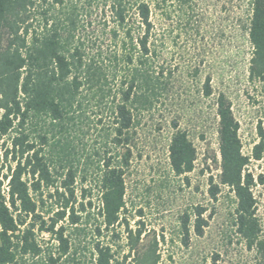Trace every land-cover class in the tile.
<instances>
[{"label": "trees", "instance_id": "obj_1", "mask_svg": "<svg viewBox=\"0 0 264 264\" xmlns=\"http://www.w3.org/2000/svg\"><path fill=\"white\" fill-rule=\"evenodd\" d=\"M203 4L0 0V264H159V242L142 238L141 222L129 228L125 175L141 118L175 78L170 50ZM243 32L252 49L248 79L264 84V0H250ZM215 114L220 172L218 184L208 178L207 193L212 201L222 192L233 198L234 233L253 264H264L247 169L264 157V131L258 127L245 156L223 95ZM171 129L168 164L185 176L196 150L174 122ZM90 131L98 146L87 153ZM203 213L194 210L196 236L206 225Z\"/></svg>", "mask_w": 264, "mask_h": 264}, {"label": "rangeland", "instance_id": "obj_2", "mask_svg": "<svg viewBox=\"0 0 264 264\" xmlns=\"http://www.w3.org/2000/svg\"><path fill=\"white\" fill-rule=\"evenodd\" d=\"M249 2L204 0L200 15L179 33L170 50L174 80H169L156 110L143 116L136 129L125 175V216L129 228L143 224L144 240L159 242V264H212L214 256L215 264L254 263V254L232 228L233 198L222 192L212 201L207 193L208 178L218 184L220 172L216 98L223 95L228 102L245 156L258 142V127L264 131V84L248 79L252 49L243 27ZM207 77L209 97L202 88ZM172 122L188 134L196 150L194 170L180 177L171 172L167 158ZM94 137L90 131L83 139L87 153L98 146ZM247 169L264 238V157L250 160ZM196 207L204 210L201 236L192 229Z\"/></svg>", "mask_w": 264, "mask_h": 264}]
</instances>
